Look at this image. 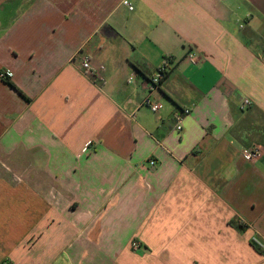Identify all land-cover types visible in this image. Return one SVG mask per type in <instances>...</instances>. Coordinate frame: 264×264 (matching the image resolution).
I'll return each instance as SVG.
<instances>
[{
    "label": "crops",
    "instance_id": "0c3cea01",
    "mask_svg": "<svg viewBox=\"0 0 264 264\" xmlns=\"http://www.w3.org/2000/svg\"><path fill=\"white\" fill-rule=\"evenodd\" d=\"M123 1L0 0V264H264V0Z\"/></svg>",
    "mask_w": 264,
    "mask_h": 264
},
{
    "label": "built area",
    "instance_id": "2783aa9c",
    "mask_svg": "<svg viewBox=\"0 0 264 264\" xmlns=\"http://www.w3.org/2000/svg\"><path fill=\"white\" fill-rule=\"evenodd\" d=\"M123 4L125 6H127L130 10H133V5L131 4V2H129V0H124ZM188 59L193 62L196 63L199 60V56L197 54V52H190L188 54ZM170 60H166L154 73V75L150 78L149 82H148V89L150 92L156 91L160 88L162 80L166 77L169 68H170ZM82 67L84 69L85 74L92 78L94 81H103V77H102V72L104 71L105 67L104 66H94L90 59L88 57L83 58L82 61ZM4 77V76H3ZM144 105L148 106L151 111L153 113L158 114L161 110H163L164 106L161 102L158 101H154L152 100L150 97H147L143 103ZM251 105V101L249 99H243L241 102V108L242 109H246ZM191 113V108L186 107L183 108L179 113L176 114V130L178 132H182L183 131V122H184V118L186 116H188ZM90 146V144H88ZM262 155V151L259 148H249L246 149L243 152V157L245 158V160L250 161V162H254L256 161L259 157H261ZM151 164L154 168L155 166V162L151 161ZM135 246H137V244H135Z\"/></svg>",
    "mask_w": 264,
    "mask_h": 264
},
{
    "label": "rangeland",
    "instance_id": "374dc122",
    "mask_svg": "<svg viewBox=\"0 0 264 264\" xmlns=\"http://www.w3.org/2000/svg\"><path fill=\"white\" fill-rule=\"evenodd\" d=\"M71 234V233H69ZM59 234L56 233L54 234V239H53V242L54 244H58V245H62V244H65V241H66V238H58ZM43 237V234L41 233H38V241ZM69 239V238H68ZM46 249L44 250H40L39 249V256L40 254H42V264H76V257L72 254H70L68 252V250H64L60 247L58 248H53V255L50 256V259L49 257L47 258V254H46ZM37 264H41V260H40V257L38 259V263Z\"/></svg>",
    "mask_w": 264,
    "mask_h": 264
},
{
    "label": "trees",
    "instance_id": "16d2710c",
    "mask_svg": "<svg viewBox=\"0 0 264 264\" xmlns=\"http://www.w3.org/2000/svg\"><path fill=\"white\" fill-rule=\"evenodd\" d=\"M8 77H6L5 76V79H7ZM12 86H14V85H12ZM15 87V86H14ZM239 225V228L241 229V230H244L246 227L242 224V223H240V224H238ZM254 243V245H255V248L258 250V251H262L263 249L261 248V246H259L256 242H253Z\"/></svg>",
    "mask_w": 264,
    "mask_h": 264
}]
</instances>
